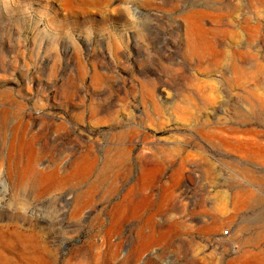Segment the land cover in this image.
I'll list each match as a JSON object with an SVG mask.
<instances>
[{
  "label": "rangeland",
  "instance_id": "1",
  "mask_svg": "<svg viewBox=\"0 0 264 264\" xmlns=\"http://www.w3.org/2000/svg\"><path fill=\"white\" fill-rule=\"evenodd\" d=\"M263 255L264 0H0V264Z\"/></svg>",
  "mask_w": 264,
  "mask_h": 264
},
{
  "label": "bare ground",
  "instance_id": "2",
  "mask_svg": "<svg viewBox=\"0 0 264 264\" xmlns=\"http://www.w3.org/2000/svg\"><path fill=\"white\" fill-rule=\"evenodd\" d=\"M253 193V192H252ZM254 195V194H253ZM255 200L253 201V203L251 205H255L257 203H261L262 199L260 200L259 198H254ZM250 200V196L249 193L248 194H244L242 195V200L238 201L239 203L237 204V206L239 207V209H243L246 208V206H248L246 203H248V201ZM252 201V200H251ZM249 204V203H248ZM250 206V205H249ZM105 234V233H104ZM263 236V235H261ZM262 251V250H261ZM195 254V253H194ZM253 254V253H252ZM101 256V255H100ZM252 256V255H251ZM264 256V255H263ZM113 258V257H112ZM99 258H97L98 260ZM97 262V261H96ZM150 262V261H149ZM258 263H262L264 261L262 260H258ZM108 263V262H107ZM106 262H104L103 264H107ZM151 263V262H150ZM93 264V263H92ZM95 264V263H94ZM122 264H135L134 263V257L133 256H128V258L122 263Z\"/></svg>",
  "mask_w": 264,
  "mask_h": 264
}]
</instances>
